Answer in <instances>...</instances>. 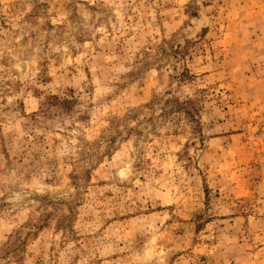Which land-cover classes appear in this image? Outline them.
<instances>
[{
	"label": "rangeland",
	"instance_id": "obj_1",
	"mask_svg": "<svg viewBox=\"0 0 264 264\" xmlns=\"http://www.w3.org/2000/svg\"><path fill=\"white\" fill-rule=\"evenodd\" d=\"M0 264H264V0H0Z\"/></svg>",
	"mask_w": 264,
	"mask_h": 264
},
{
	"label": "trees",
	"instance_id": "obj_2",
	"mask_svg": "<svg viewBox=\"0 0 264 264\" xmlns=\"http://www.w3.org/2000/svg\"><path fill=\"white\" fill-rule=\"evenodd\" d=\"M169 104H171V102H169ZM188 105H189V103L186 101H183V102H181V103H174V105H172L173 107H175V109H177V110H182V109H184V111L186 112V114H187V116L188 117H195L196 115H197V113H196V110L195 109H193V110H191V108H188ZM192 111H194V114H193V112Z\"/></svg>",
	"mask_w": 264,
	"mask_h": 264
}]
</instances>
